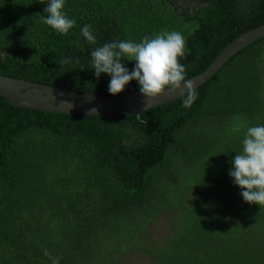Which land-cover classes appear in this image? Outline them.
<instances>
[{"label": "trees", "instance_id": "obj_1", "mask_svg": "<svg viewBox=\"0 0 264 264\" xmlns=\"http://www.w3.org/2000/svg\"><path fill=\"white\" fill-rule=\"evenodd\" d=\"M199 1L65 0L76 24L62 35L43 22L49 0H0V75L110 94L91 58L105 43L179 31L187 78L264 23V0ZM263 64L264 38L199 87L191 108L180 98L139 118L47 114L0 97V264H52L45 249L59 264H120L132 252L151 264H264V207L229 176L247 129L264 125ZM163 214L172 231L152 241Z\"/></svg>", "mask_w": 264, "mask_h": 264}, {"label": "clouds", "instance_id": "obj_2", "mask_svg": "<svg viewBox=\"0 0 264 264\" xmlns=\"http://www.w3.org/2000/svg\"><path fill=\"white\" fill-rule=\"evenodd\" d=\"M44 9L43 22L62 35H67L76 20L64 12L65 0H49ZM81 33L87 42L96 40L90 25ZM185 39L179 31H162L151 37L145 36L139 43L118 40L105 43L91 52L92 66L97 79L101 74L111 77L108 91L111 95L121 94L132 81L138 82L139 92L148 101H154L166 94V90L178 92L184 108H191L198 98L196 85L186 78V67L180 63L185 55ZM35 57V56H34ZM32 57V58H34ZM124 60L134 63L133 70ZM70 58L60 61L71 63ZM79 63V60H76ZM96 111V109H94ZM242 151L231 160L229 176L241 189L246 203L264 207V125L251 126L243 139ZM44 255L59 264V258L51 256L47 249Z\"/></svg>", "mask_w": 264, "mask_h": 264}, {"label": "water", "instance_id": "obj_3", "mask_svg": "<svg viewBox=\"0 0 264 264\" xmlns=\"http://www.w3.org/2000/svg\"><path fill=\"white\" fill-rule=\"evenodd\" d=\"M263 38L264 23L226 43L187 79L194 82L197 90L239 52ZM0 97L9 101L15 108L47 114L74 117L134 115L137 118L148 110L182 98L178 92L166 90V94L161 98L148 101L139 91H123L113 96L106 93L54 87L4 75H0Z\"/></svg>", "mask_w": 264, "mask_h": 264}, {"label": "rangeland", "instance_id": "obj_4", "mask_svg": "<svg viewBox=\"0 0 264 264\" xmlns=\"http://www.w3.org/2000/svg\"><path fill=\"white\" fill-rule=\"evenodd\" d=\"M179 4H184L187 0H178ZM264 73V64L262 67ZM172 218L171 216L163 214L157 221L149 226L148 234L152 241L162 240L172 231ZM152 260L148 257H142L136 252L126 254L120 258V264H151Z\"/></svg>", "mask_w": 264, "mask_h": 264}, {"label": "flooded vegetation", "instance_id": "obj_5", "mask_svg": "<svg viewBox=\"0 0 264 264\" xmlns=\"http://www.w3.org/2000/svg\"><path fill=\"white\" fill-rule=\"evenodd\" d=\"M175 1L176 3H178L179 1L178 0H173ZM244 3L248 2L249 0H242ZM179 4V3H178ZM196 4H200V1L199 0H187L186 3L182 4L183 6H186V5H189L191 8L193 7V5H196Z\"/></svg>", "mask_w": 264, "mask_h": 264}]
</instances>
